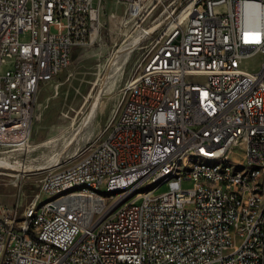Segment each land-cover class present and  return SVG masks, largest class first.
<instances>
[{
	"label": "built area",
	"instance_id": "1",
	"mask_svg": "<svg viewBox=\"0 0 264 264\" xmlns=\"http://www.w3.org/2000/svg\"><path fill=\"white\" fill-rule=\"evenodd\" d=\"M104 3L0 0V151L28 147L39 91L69 68L76 47L97 40ZM116 3L122 25L147 17L157 29L106 137L72 165L45 170L21 220L0 205V264H264V200L256 198L264 169L231 178L187 164L195 177L126 211L118 199L87 194L36 210L44 194L79 183L145 186L178 170L189 151L264 158V0ZM257 55L260 70H244Z\"/></svg>",
	"mask_w": 264,
	"mask_h": 264
},
{
	"label": "rangeland",
	"instance_id": "2",
	"mask_svg": "<svg viewBox=\"0 0 264 264\" xmlns=\"http://www.w3.org/2000/svg\"><path fill=\"white\" fill-rule=\"evenodd\" d=\"M160 1L165 4L171 2ZM112 13L116 15V19H111ZM124 13L125 8L118 5L116 0H105L97 40L93 44L76 47L69 68L53 82L43 85L39 91L38 111L28 147L22 151H0L8 152L6 155H0V160L19 168L36 167L44 165L50 158L62 153L60 162L64 161L62 165L68 167L77 161L85 148L106 137L123 103L126 87L135 75L134 66L142 55L141 48L146 45L145 40L153 34L155 31L153 28L156 27L150 24L153 19L148 22L147 17L122 25L120 21ZM144 30L146 31L144 42H141L133 54L121 78L112 83L111 73L117 67L115 63H118L115 60L117 51L131 43L132 39ZM29 37V34L22 35L21 40L27 41ZM261 59V56L257 55L247 60L244 70L258 72ZM193 80L202 82L201 79ZM97 99L99 108L95 115L96 119L94 118L90 127L80 128L82 118L91 111ZM52 139L59 141L58 146L36 148V145ZM227 158L232 160L235 166L245 165L242 156ZM44 171L23 173L0 169V205L13 208L21 220L27 208L41 192L46 175ZM8 174L18 177H10ZM174 183L176 182L171 181L158 188V191L170 188ZM49 198L44 194L40 204Z\"/></svg>",
	"mask_w": 264,
	"mask_h": 264
},
{
	"label": "bare ground",
	"instance_id": "3",
	"mask_svg": "<svg viewBox=\"0 0 264 264\" xmlns=\"http://www.w3.org/2000/svg\"><path fill=\"white\" fill-rule=\"evenodd\" d=\"M162 23L163 22L160 24ZM156 29L157 26L153 28V30ZM145 33V30L140 32L134 39H132L133 41H131V43L117 51L115 60L118 63L114 62L117 64V67L111 73V77L113 78L112 83H114L127 68L133 54L140 46L141 42H144L146 38ZM110 80L111 79H109V81ZM110 86H112L111 83ZM98 108L99 105L97 99L93 103L91 111L82 118L80 128H88L93 124ZM58 142L59 141L55 139L47 140L36 145V148H49L53 145L58 146ZM7 153L8 152H0V155H6ZM228 156H231L230 153L207 154V152L189 151L185 154L184 161L178 162V170H174L172 173H161V177L153 178V180L148 182L145 186L134 187V185H127L120 188L108 189L91 183H79L75 186H67L59 192L48 195L50 197L48 200L41 204L40 202L36 203V210H46L47 207L60 208L64 205L65 200H73L74 197H80L87 194L93 198L101 199V203H109V201H115V199H118L119 211H126L128 208L132 207L134 200L156 196L158 188L171 181L178 183L184 177H195V169L217 171V177H224V171H228L230 172L231 178H245V172H247V177H257V172L264 169V158H257V160L252 163L245 162V165L240 164L235 166L233 161L227 158ZM61 157L62 153L53 156L42 166H26L24 168L11 166L8 162L0 160V169L3 171L13 170L23 173L44 171L63 163L64 161L60 162ZM187 164H192L195 169H187ZM7 176L18 177L17 175L12 176L10 174ZM256 198L264 200V188H259V191H256ZM41 199L42 197L40 198V201ZM257 259H264V251H257Z\"/></svg>",
	"mask_w": 264,
	"mask_h": 264
}]
</instances>
